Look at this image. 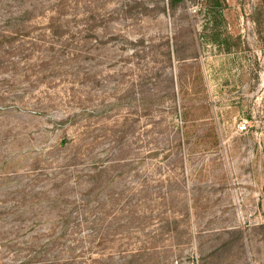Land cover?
Here are the masks:
<instances>
[{"label":"rangeland","instance_id":"374dc122","mask_svg":"<svg viewBox=\"0 0 264 264\" xmlns=\"http://www.w3.org/2000/svg\"><path fill=\"white\" fill-rule=\"evenodd\" d=\"M0 264H264V0H0Z\"/></svg>","mask_w":264,"mask_h":264}]
</instances>
